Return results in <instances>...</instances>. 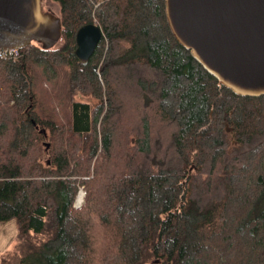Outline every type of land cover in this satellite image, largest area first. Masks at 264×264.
<instances>
[{
    "label": "trees",
    "instance_id": "1",
    "mask_svg": "<svg viewBox=\"0 0 264 264\" xmlns=\"http://www.w3.org/2000/svg\"><path fill=\"white\" fill-rule=\"evenodd\" d=\"M52 1L60 42L0 60V264H264V95L209 73L165 0Z\"/></svg>",
    "mask_w": 264,
    "mask_h": 264
},
{
    "label": "water",
    "instance_id": "2",
    "mask_svg": "<svg viewBox=\"0 0 264 264\" xmlns=\"http://www.w3.org/2000/svg\"><path fill=\"white\" fill-rule=\"evenodd\" d=\"M165 7L178 42L222 85L238 95H264V0H165ZM62 34L61 16L44 0H0L1 48L52 49ZM103 35L95 23L82 26L77 57L89 60Z\"/></svg>",
    "mask_w": 264,
    "mask_h": 264
},
{
    "label": "rangeland",
    "instance_id": "3",
    "mask_svg": "<svg viewBox=\"0 0 264 264\" xmlns=\"http://www.w3.org/2000/svg\"><path fill=\"white\" fill-rule=\"evenodd\" d=\"M44 4H45V8L46 9L51 10V11L55 12L56 14L60 15V13H59L60 12V7H59V5L57 3L53 2L52 0H44ZM23 56H24V53H23ZM50 76L52 78H55L53 76V74H51ZM44 84H45V87L48 90L52 89V84H50L48 81H45ZM146 96H148V97H146V100L148 98L149 99V103H150L152 101L150 96L148 94H146ZM77 98L78 99H82L84 101H89L92 104H96L98 102V100L95 99L94 97L85 96V95H83L81 93H79L77 95ZM80 191H81V193L84 192V197H85L86 191H85L84 186H82L80 188ZM81 193L79 195L80 198L83 197L82 196L83 193L82 194ZM79 197H78V199H79ZM78 199H77V201H78ZM17 231H18L17 230V223H16V221L14 219L0 223V253L3 252L4 250H6L8 247H11L13 243H14V246H15ZM14 239H15V241H14ZM3 253H5V252H3Z\"/></svg>",
    "mask_w": 264,
    "mask_h": 264
},
{
    "label": "built area",
    "instance_id": "4",
    "mask_svg": "<svg viewBox=\"0 0 264 264\" xmlns=\"http://www.w3.org/2000/svg\"><path fill=\"white\" fill-rule=\"evenodd\" d=\"M20 57H23V52L21 49H4L0 47V60L6 59V58H13V59H19ZM81 204L75 203L76 207L81 206Z\"/></svg>",
    "mask_w": 264,
    "mask_h": 264
},
{
    "label": "bare ground",
    "instance_id": "5",
    "mask_svg": "<svg viewBox=\"0 0 264 264\" xmlns=\"http://www.w3.org/2000/svg\"><path fill=\"white\" fill-rule=\"evenodd\" d=\"M82 193H83V195H82L83 197H81V198L79 197V199H78V201H77L78 204H81V203H83V201H84V192H82ZM82 193H81V194H82Z\"/></svg>",
    "mask_w": 264,
    "mask_h": 264
},
{
    "label": "crops",
    "instance_id": "6",
    "mask_svg": "<svg viewBox=\"0 0 264 264\" xmlns=\"http://www.w3.org/2000/svg\"><path fill=\"white\" fill-rule=\"evenodd\" d=\"M0 223H2V222H0ZM14 238H15V237H14ZM14 241H15V239H14ZM13 246H14V243L12 244L11 247H8V248H7L6 250H4L3 252H7V251L11 250ZM3 252H1V253H3ZM1 253H0V255H1Z\"/></svg>",
    "mask_w": 264,
    "mask_h": 264
}]
</instances>
